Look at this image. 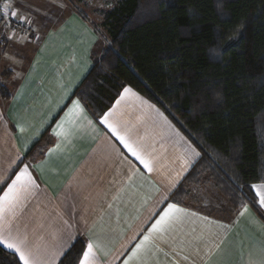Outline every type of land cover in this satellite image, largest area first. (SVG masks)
<instances>
[{
  "label": "crops",
  "instance_id": "0c3cea01",
  "mask_svg": "<svg viewBox=\"0 0 264 264\" xmlns=\"http://www.w3.org/2000/svg\"><path fill=\"white\" fill-rule=\"evenodd\" d=\"M40 1L9 0L15 23L0 30V196L21 170L32 178L0 201V229L26 237L39 264H58L80 238L98 245L93 264H264V188L253 187L264 182L252 185L263 216L251 205L226 217L170 201L200 151L131 86L96 120L73 94L109 45L106 30L76 7L56 15L53 0ZM77 100L81 110L66 120ZM170 204L180 211L153 230Z\"/></svg>",
  "mask_w": 264,
  "mask_h": 264
},
{
  "label": "trees",
  "instance_id": "16d2710c",
  "mask_svg": "<svg viewBox=\"0 0 264 264\" xmlns=\"http://www.w3.org/2000/svg\"><path fill=\"white\" fill-rule=\"evenodd\" d=\"M109 45L75 90L99 120L131 86L161 108L200 151L169 200L188 205L212 179L231 204L263 216L252 188L264 182V0H118L102 13ZM76 240L58 264H78ZM0 264H21L0 245Z\"/></svg>",
  "mask_w": 264,
  "mask_h": 264
},
{
  "label": "snow or ice",
  "instance_id": "6c2138e0",
  "mask_svg": "<svg viewBox=\"0 0 264 264\" xmlns=\"http://www.w3.org/2000/svg\"><path fill=\"white\" fill-rule=\"evenodd\" d=\"M5 7H8V5L5 4ZM11 14L17 15L16 12H13ZM128 91L131 90L125 89V92ZM117 103H119V101H117ZM76 110H81V106L78 100L74 102L73 108L69 109V112L65 114V119L68 120L71 116H73ZM103 122L107 124L108 127L112 130V132L118 136V138L125 145V147H127L128 150L132 152V154L136 156L137 159H139L140 162L143 163L145 167L151 170L149 161L144 158V156L126 139L125 136L120 135V133L117 130V127L108 121L107 114H105V116L103 117ZM62 124L63 121L61 122V125H57V127L61 128ZM53 131L58 136L63 134L62 131H56L55 129ZM23 180H28L29 182H31L32 180L30 174H28L27 172V168L21 170V172L18 175H16V178L12 180V182L8 185L7 191L3 193V196H0V201L10 202V199H14L15 198L14 194L17 192V186ZM253 187L259 189V188H264V185L257 184L254 185ZM257 195L259 196V203L261 207H264V191L258 192ZM173 210L180 211V209H177L175 204H170L168 206V210L165 211L164 214L160 217V219L157 220L156 224L153 225V230L163 225ZM144 239L148 240V237L145 236ZM26 240H27L26 237L21 238L19 235H13L10 225L3 229H0V245H4L7 249L14 250V253L18 254L19 261H23V264H39V261L37 257L34 255L33 251L29 247H27ZM71 247L72 246L69 245V248ZM97 247L98 245H96L94 242L91 241L87 242L86 246L82 247L79 252L78 264H93L95 257L94 250ZM139 247L140 246L138 245L137 248ZM133 255H135V252L133 253ZM125 264H128V262L125 261Z\"/></svg>",
  "mask_w": 264,
  "mask_h": 264
},
{
  "label": "rangeland",
  "instance_id": "374dc122",
  "mask_svg": "<svg viewBox=\"0 0 264 264\" xmlns=\"http://www.w3.org/2000/svg\"><path fill=\"white\" fill-rule=\"evenodd\" d=\"M56 3L54 12L58 15L60 10L68 5L76 7L82 10L88 17L90 22H93L99 30L102 29V13L114 7L118 0H53ZM176 0H166L167 5L171 6L175 4ZM42 4L50 3L49 0H41ZM10 3V2H9ZM11 9V5H9ZM11 22L15 23V16L10 18ZM9 20V21H10ZM102 34V32H100ZM103 40H107L105 33L101 36ZM187 203L195 207L207 210L218 216H229V209L231 208L228 198L219 190L212 179L202 182L200 185L192 187Z\"/></svg>",
  "mask_w": 264,
  "mask_h": 264
},
{
  "label": "built area",
  "instance_id": "2783aa9c",
  "mask_svg": "<svg viewBox=\"0 0 264 264\" xmlns=\"http://www.w3.org/2000/svg\"><path fill=\"white\" fill-rule=\"evenodd\" d=\"M5 4H9V0H0V30L4 23H13L10 18H12V14L8 7H5ZM10 20V21H9ZM4 46V40L0 36V49Z\"/></svg>",
  "mask_w": 264,
  "mask_h": 264
}]
</instances>
